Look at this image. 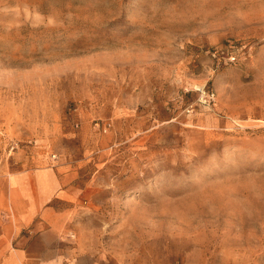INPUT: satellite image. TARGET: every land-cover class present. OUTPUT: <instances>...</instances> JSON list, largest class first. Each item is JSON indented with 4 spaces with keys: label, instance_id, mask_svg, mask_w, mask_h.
<instances>
[{
    "label": "rangeland",
    "instance_id": "rangeland-1",
    "mask_svg": "<svg viewBox=\"0 0 264 264\" xmlns=\"http://www.w3.org/2000/svg\"><path fill=\"white\" fill-rule=\"evenodd\" d=\"M22 250L264 264V0H0V264Z\"/></svg>",
    "mask_w": 264,
    "mask_h": 264
},
{
    "label": "crops",
    "instance_id": "crops-1",
    "mask_svg": "<svg viewBox=\"0 0 264 264\" xmlns=\"http://www.w3.org/2000/svg\"><path fill=\"white\" fill-rule=\"evenodd\" d=\"M27 207L30 209L28 212L27 218L29 221H31V218L34 217L38 209L41 208V201L39 202L36 201L35 203H32ZM22 221H24V223L27 224L25 218L21 219L20 223H22ZM16 257L17 258L14 257V259H12L10 264H34L33 263L34 261H36L35 264H41V252H39L36 256L35 255L33 256L30 254L28 250H24V251L22 250L18 252Z\"/></svg>",
    "mask_w": 264,
    "mask_h": 264
}]
</instances>
